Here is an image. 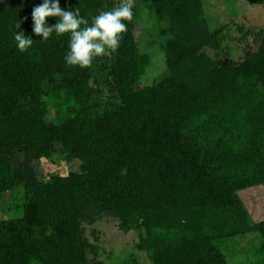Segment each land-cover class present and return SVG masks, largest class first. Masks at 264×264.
I'll return each instance as SVG.
<instances>
[{"label": "trees", "instance_id": "16d2710c", "mask_svg": "<svg viewBox=\"0 0 264 264\" xmlns=\"http://www.w3.org/2000/svg\"><path fill=\"white\" fill-rule=\"evenodd\" d=\"M148 1L170 33L167 74L149 86L131 21L115 52L81 68L64 61L67 34H33L42 0L0 2V203L21 198L20 214L0 220V264H105L83 227L104 217L140 230L148 264H264V221L252 223L238 196L264 186V28L234 60L203 0ZM119 2L60 7L91 23ZM21 30L34 39L24 52ZM55 155L77 169L40 180L32 164Z\"/></svg>", "mask_w": 264, "mask_h": 264}, {"label": "rangeland", "instance_id": "374dc122", "mask_svg": "<svg viewBox=\"0 0 264 264\" xmlns=\"http://www.w3.org/2000/svg\"><path fill=\"white\" fill-rule=\"evenodd\" d=\"M203 3L212 30L222 29V34L227 36L222 44L223 56L239 60L246 51L256 48L255 33L264 28V5H250L247 0H203ZM131 23L138 49L148 57L140 83L149 86L167 74L163 46L170 37L168 24L166 20H157L148 0H133ZM32 165L40 180H48L53 175H67L77 169L79 161L66 163L55 155L35 161ZM238 196L252 223L264 221V186L239 191ZM19 197L17 194L2 196L0 220L15 218L20 214L13 206L21 203ZM83 227L86 238L98 248V259L105 264H126L131 254L137 255L139 264H148L145 256L135 249L140 230L124 232L119 229L118 221L109 217ZM250 237L255 240L250 245L251 249L258 247L259 237L252 234L245 238Z\"/></svg>", "mask_w": 264, "mask_h": 264}, {"label": "clouds", "instance_id": "9594fccd", "mask_svg": "<svg viewBox=\"0 0 264 264\" xmlns=\"http://www.w3.org/2000/svg\"><path fill=\"white\" fill-rule=\"evenodd\" d=\"M2 2V0H0ZM47 17L56 22L49 25ZM133 18V0H120L111 10H101L98 15L89 19L82 16L79 7L62 9L60 0H42L31 12L32 32L48 40L53 33L57 36L68 35V49L64 56L66 65L81 68L91 65L93 58L110 55L120 46L122 33L127 30L124 21ZM20 27L18 21L15 29ZM15 46L20 52L27 51L34 39L24 31H15Z\"/></svg>", "mask_w": 264, "mask_h": 264}, {"label": "crops", "instance_id": "0c3cea01", "mask_svg": "<svg viewBox=\"0 0 264 264\" xmlns=\"http://www.w3.org/2000/svg\"><path fill=\"white\" fill-rule=\"evenodd\" d=\"M250 189V188H249ZM246 190H248V189H246Z\"/></svg>", "mask_w": 264, "mask_h": 264}]
</instances>
